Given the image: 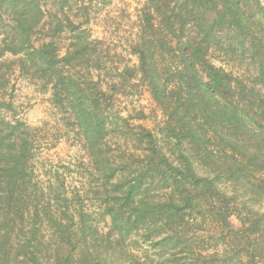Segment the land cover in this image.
<instances>
[{
  "label": "trees",
  "instance_id": "16d2710c",
  "mask_svg": "<svg viewBox=\"0 0 264 264\" xmlns=\"http://www.w3.org/2000/svg\"><path fill=\"white\" fill-rule=\"evenodd\" d=\"M42 1L0 0L13 30L0 59L18 56L21 74L39 72L70 115L100 168L99 212L110 228L74 207L63 221L33 190L34 129L9 120L12 104L0 99V189L11 184L0 264H264V7L251 18L241 0H146L128 80L101 78L88 0H51L50 10ZM234 48L250 51L251 81L212 63L211 49ZM128 81L153 112L127 109ZM157 111L161 121L144 126Z\"/></svg>",
  "mask_w": 264,
  "mask_h": 264
},
{
  "label": "rangeland",
  "instance_id": "374dc122",
  "mask_svg": "<svg viewBox=\"0 0 264 264\" xmlns=\"http://www.w3.org/2000/svg\"><path fill=\"white\" fill-rule=\"evenodd\" d=\"M83 1L87 2V0H76L73 8H80ZM241 2L246 14L251 18L258 12L259 6L264 7V0H241ZM41 3L44 7L47 6L48 10L52 9L51 0ZM85 5L92 36L99 41L94 47L98 65L101 67V78H115L119 73H122L125 78L131 77L137 65L131 47L139 35L141 18L149 11L147 1L88 0ZM78 13L82 14V10ZM45 20V26L34 31L33 39L37 43H41L47 35L50 21L48 18ZM12 33L13 30L7 18L0 17V50L5 47L3 39L7 38L8 42ZM223 38L225 42L229 37L223 35ZM218 51L211 49L209 53L215 66L239 73L245 81L252 79L253 68L247 59L249 50L245 53L241 48H234L228 53ZM18 58V56L6 54L0 59V99H5V103L12 104L9 112L5 114L3 112L9 120H20L34 129L37 155L32 161L33 181L38 182L33 190L36 189L39 192L41 189L44 196L52 201L53 208H60L62 214L73 207L77 210L87 209L91 213L96 212L95 215L92 214V217L107 231L110 228L109 219L106 217L103 220L99 212L102 197L99 195L101 188L98 164L90 159L70 115L63 107L52 103L51 91L46 81L41 79L40 73L32 69L27 72V75L21 74L17 68ZM127 83L129 90L126 93L131 95L126 101L127 109L138 107L153 112L154 103L142 87L138 84L132 86L135 83L133 81ZM123 103L121 107H126L125 100ZM161 118L160 112L157 111L156 119L155 116L149 118L143 125L152 126V122L159 123ZM2 185L1 207L6 204L5 193L9 183L7 181ZM13 189L16 190V187ZM63 197H67L68 200L63 201ZM61 216L63 221L69 219V216L65 214ZM233 224L237 225L234 219ZM122 259L115 258L114 264L123 263Z\"/></svg>",
  "mask_w": 264,
  "mask_h": 264
}]
</instances>
